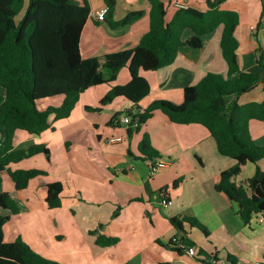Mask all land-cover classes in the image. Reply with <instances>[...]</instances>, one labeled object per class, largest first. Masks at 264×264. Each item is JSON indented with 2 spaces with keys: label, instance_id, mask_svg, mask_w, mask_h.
Instances as JSON below:
<instances>
[{
  "label": "crops",
  "instance_id": "crops-1",
  "mask_svg": "<svg viewBox=\"0 0 264 264\" xmlns=\"http://www.w3.org/2000/svg\"><path fill=\"white\" fill-rule=\"evenodd\" d=\"M82 2L83 0H78ZM169 19L176 4L206 10V0H161ZM89 16L81 30L79 48L83 58L103 59L107 53L135 46L149 29L150 0H116L113 11L104 20L95 18V11L103 8V0H86ZM220 9L235 11L238 24L234 35L240 69L263 74L257 58L264 52V25L260 23L264 0H225ZM143 14L126 25L114 26L130 11ZM254 26V29H251ZM222 26L201 36L200 48L180 46L175 60L157 70L141 71L150 90L138 102L143 109L157 99L180 104L186 86L198 82L207 72L226 74L227 64L220 47ZM193 35L185 29L182 39ZM126 67H122L114 84L129 81ZM1 87V86H0ZM107 84L95 85L80 93L76 105L67 117L49 116L52 128L39 135L17 130L14 148H28L43 144L49 154L36 153L8 164L11 171L38 168L46 172L29 180L27 186L15 189L8 171H2L1 189L15 192L19 211L1 210L9 218L3 225L5 242L18 238L42 256L60 264H195L199 256H212L216 264H264V219L253 215L243 223L237 204L214 188L220 172L235 164V159L218 152L208 130L200 124L170 123L166 115L156 110L139 129L128 133L129 124L123 121L109 124L116 114L121 116L135 110L124 96H116L101 105L100 111L86 106H99L107 93ZM4 90L0 88V96ZM264 90L260 84L240 95V104L260 101ZM63 95L41 101V105L57 106ZM235 98H229V103ZM120 116V117H121ZM119 117V118H120ZM252 138L264 143V121L250 120ZM147 133L157 155L168 161V166L150 176L149 159L139 150V142ZM110 136L121 141L108 142ZM264 170V158L257 162ZM256 169V164L245 163L234 178L245 184ZM62 183L60 206L49 208L45 196L46 184ZM175 182V185H173ZM166 189L172 203L163 207L156 194ZM117 211L114 216L113 213ZM190 216L206 226L208 235L187 222L179 231L170 217ZM264 217V213H263ZM114 237L111 244H99L96 237ZM185 245H193L197 256L178 252L171 245L173 236Z\"/></svg>",
  "mask_w": 264,
  "mask_h": 264
},
{
  "label": "trees",
  "instance_id": "trees-1",
  "mask_svg": "<svg viewBox=\"0 0 264 264\" xmlns=\"http://www.w3.org/2000/svg\"><path fill=\"white\" fill-rule=\"evenodd\" d=\"M103 1L110 14L116 0ZM206 1V10L177 7L167 19L164 3L150 0L149 29L139 42L131 48L107 53L100 60L96 56L83 58L80 54V33L90 13L86 0H0V86L4 90L0 96V174L7 170L15 189L25 188L32 178L45 175L46 172L38 168L8 169L11 162L39 152L49 154L43 144L14 148L15 132L42 134L52 128L50 115L53 114L54 119L67 117L80 93L91 86L107 84L109 90L100 99V105L86 106L87 109L100 111L101 105L114 97H126L136 107L125 112L131 118L129 134L139 130L156 110L162 111L170 123L202 125L214 139L218 152L235 159L233 166L220 172L214 188L237 204L243 223L249 222L253 215L264 213V170L257 165L264 158V143L256 142L249 130L250 120L264 121V98L243 104L237 102L240 95L258 84L264 90V52L257 58L263 74L241 70L234 35L239 20L237 12L220 9V3L225 0ZM142 14L140 10L130 11L112 25H126ZM218 26H222L220 47L227 64L226 74L207 72L198 82L184 88L180 104L157 99L138 109V102L150 90L140 72L170 65L180 46L200 48L201 36ZM187 28L193 35L183 40L181 36ZM122 67L127 68L129 81L114 84ZM55 95H63L59 105H41L42 100ZM232 96L235 100L229 103ZM120 116L116 114L108 123H116ZM139 150L149 160L161 158L150 145L147 133H143ZM247 162L256 164V169L245 184H237L234 178ZM46 187L48 207L60 206L62 183L54 181ZM14 195L15 192L1 189L0 177V264H60L37 253L20 238L4 241L3 225L9 215L1 210L19 211ZM116 214L117 211L113 213ZM170 222L179 231L183 230V222H187L208 235L206 226L194 217H170ZM95 241L106 245L114 243L116 238L99 235ZM174 249L183 251L178 247ZM227 256L235 264L234 256L229 253Z\"/></svg>",
  "mask_w": 264,
  "mask_h": 264
},
{
  "label": "built area",
  "instance_id": "built-area-1",
  "mask_svg": "<svg viewBox=\"0 0 264 264\" xmlns=\"http://www.w3.org/2000/svg\"><path fill=\"white\" fill-rule=\"evenodd\" d=\"M178 7H184L181 4H176ZM108 11V7L107 5H104L103 8H101L100 10L95 11V18L97 20H104L106 14ZM260 23L264 25V8L262 9L261 12V17H260ZM251 29H254V26H251ZM131 120L130 116L127 114H124L123 116L120 117V121H123L125 123H129ZM122 137L120 136H110L107 138L108 142H118L121 141ZM168 166V161L165 160L164 158H159V159H153L150 160V162L148 163V171H149V175L152 176L154 175L156 172H158L159 170L166 168ZM156 196L158 197L160 204L165 207L168 206L172 203V200L170 199V197H168V191L166 189H162L160 191H158V193L156 194ZM257 219L259 221H263L264 217H263V213H259L257 215ZM170 243L173 247H178L181 248L187 255L191 256V257H196L197 256V249L195 246L193 245H185L184 243H182L181 238L179 236H173L170 240ZM218 263V260H216V258H206L205 256H199V258L195 259V264H216ZM254 264H261L260 262L256 261L254 262Z\"/></svg>",
  "mask_w": 264,
  "mask_h": 264
},
{
  "label": "rangeland",
  "instance_id": "rangeland-1",
  "mask_svg": "<svg viewBox=\"0 0 264 264\" xmlns=\"http://www.w3.org/2000/svg\"><path fill=\"white\" fill-rule=\"evenodd\" d=\"M1 88V87H0Z\"/></svg>",
  "mask_w": 264,
  "mask_h": 264
}]
</instances>
